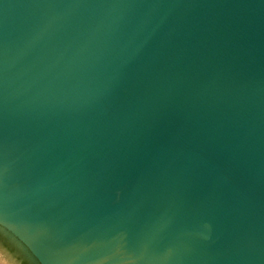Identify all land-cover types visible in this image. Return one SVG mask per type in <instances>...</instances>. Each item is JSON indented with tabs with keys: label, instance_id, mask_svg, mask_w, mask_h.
I'll return each instance as SVG.
<instances>
[{
	"label": "water",
	"instance_id": "95a60500",
	"mask_svg": "<svg viewBox=\"0 0 264 264\" xmlns=\"http://www.w3.org/2000/svg\"><path fill=\"white\" fill-rule=\"evenodd\" d=\"M0 232L36 264H264V0H0Z\"/></svg>",
	"mask_w": 264,
	"mask_h": 264
},
{
	"label": "rangeland",
	"instance_id": "374dc122",
	"mask_svg": "<svg viewBox=\"0 0 264 264\" xmlns=\"http://www.w3.org/2000/svg\"><path fill=\"white\" fill-rule=\"evenodd\" d=\"M35 264L30 256L0 232V264Z\"/></svg>",
	"mask_w": 264,
	"mask_h": 264
},
{
	"label": "trees",
	"instance_id": "16d2710c",
	"mask_svg": "<svg viewBox=\"0 0 264 264\" xmlns=\"http://www.w3.org/2000/svg\"><path fill=\"white\" fill-rule=\"evenodd\" d=\"M21 264H26L25 262H22ZM36 264V263H35Z\"/></svg>",
	"mask_w": 264,
	"mask_h": 264
}]
</instances>
